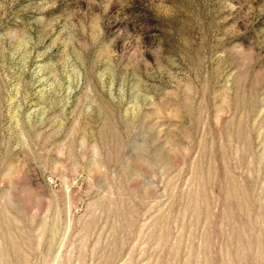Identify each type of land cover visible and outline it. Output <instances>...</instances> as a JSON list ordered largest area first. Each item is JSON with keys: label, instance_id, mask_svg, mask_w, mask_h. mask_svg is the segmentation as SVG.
Returning <instances> with one entry per match:
<instances>
[{"label": "rangeland", "instance_id": "obj_1", "mask_svg": "<svg viewBox=\"0 0 264 264\" xmlns=\"http://www.w3.org/2000/svg\"><path fill=\"white\" fill-rule=\"evenodd\" d=\"M0 264H264V0H0Z\"/></svg>", "mask_w": 264, "mask_h": 264}]
</instances>
